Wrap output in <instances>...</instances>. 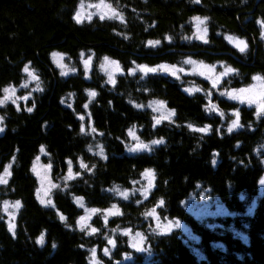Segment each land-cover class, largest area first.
<instances>
[{
    "label": "trees",
    "instance_id": "16d2710c",
    "mask_svg": "<svg viewBox=\"0 0 264 264\" xmlns=\"http://www.w3.org/2000/svg\"><path fill=\"white\" fill-rule=\"evenodd\" d=\"M81 1L0 0V96L5 87L26 80L25 66L36 72L42 86L33 93L31 112L10 104L0 107V171L14 157L9 181L0 187V203L21 204L13 235L0 207V264H91L94 248L99 264H264V189L259 188L264 114L237 109L214 94L209 97L207 84L198 78L127 74L130 61L176 64L193 56L233 68L225 83L232 88L248 84L253 75L264 78V39L257 24L264 20V0H106L123 22L92 19L79 24L73 17ZM194 17H207L205 45L186 39L198 21ZM225 36L245 40L247 50L237 53ZM82 51H90L94 60H117L123 75L114 86L107 85L97 67L85 75L77 61ZM53 52L65 55L75 74L61 77L51 60ZM191 85L203 92L188 94L185 88ZM153 99L174 112L170 123L152 126L144 107ZM213 106L226 117L212 112ZM235 110L239 126L229 132V113ZM87 124L95 129L92 134L81 130ZM132 127L146 145L140 152H127ZM96 144L101 153L94 151ZM42 148L54 176H64L70 167L75 175L54 191L52 207H42L35 196L31 167ZM146 170L154 174L146 200L117 195ZM200 195L216 199L225 213L197 220L186 204ZM79 201L99 210L115 205L119 215L106 225L94 218L96 232L89 234L77 226ZM152 210L182 222L191 236L182 231L148 233V252L132 251L119 231L147 232ZM41 236L43 243L37 244ZM111 237L115 247L104 256L101 251Z\"/></svg>",
    "mask_w": 264,
    "mask_h": 264
},
{
    "label": "rangeland",
    "instance_id": "374dc122",
    "mask_svg": "<svg viewBox=\"0 0 264 264\" xmlns=\"http://www.w3.org/2000/svg\"><path fill=\"white\" fill-rule=\"evenodd\" d=\"M106 5L109 7H106ZM113 10H115V12L118 13L120 16V12H118L117 8L112 6L110 2L106 0H85V1H81L78 4L74 16L77 14V12H79L81 16L80 23L82 24L89 23L92 21V19H96L99 21H121V19L115 17L109 18L112 17ZM101 15H103L105 18L101 19L100 18ZM89 16L91 17V19H89ZM197 37H203V39H198ZM226 37H234L236 39L230 42L228 39H226ZM207 38L208 35H207V27L205 25V21L203 23L197 21L192 27L191 33L186 37V39H188L189 42H196L203 45L206 44L204 42L205 40L208 41ZM224 39L230 45V47L233 48L237 53H242L235 45L237 40H243V39L237 38L235 36H225ZM247 48L245 49V51L247 50ZM53 53L51 54V60L53 62L55 69L57 70L58 74L61 77H68L72 74H75L76 68L74 64L71 61H67V57L65 55L61 53H56L58 55L53 56ZM93 60H94V55H92L90 51L88 52L82 51L77 61H79V66L83 70L85 75L89 74L92 67L93 68L97 67L99 73H101L105 77V81L109 86H114L117 77L123 75L124 73L119 62L111 57L101 56L97 60H94V63ZM85 61H89L87 67L85 66ZM113 61H115L116 63H112ZM140 65L147 66L148 68H153L155 69V71L145 73L140 70L139 68ZM228 68L231 67L221 60L215 61L213 63H208L193 56L192 57L185 56L182 59H179V62L176 64H170L168 62H158L149 65L145 63L130 61V67L127 71V74L131 76L157 75V76H162L166 79L177 80V81L183 80L184 78L186 79L198 78L207 84L208 87L207 91L209 97L211 96V94H214L218 98H222V99L224 98L227 99L228 101H231L237 106V109L246 107L253 109L254 112L258 114L257 109L259 105L264 103V100L260 99V92L264 91V81L253 80V76H256L253 75L248 84H244V86H240L238 88H232L230 87V85H225V83H228V80L235 73V71L226 72V69ZM178 69H182V71H178ZM28 70L34 74L36 79H32L26 72L27 78L21 85H19L18 87L11 86V88L15 89V92L14 94L9 93L10 99L4 100L5 93L2 91V94L0 96V101H3V104L0 105V107L10 104L13 105L18 110L23 109L26 111L28 108L33 107V93L41 91L42 86L40 80H38L36 72L33 71L30 67H28ZM130 70H131V74H130ZM62 72L65 73V75H61ZM217 79H218V83H215L214 86V82L217 81ZM112 81L115 82L113 83ZM241 88L250 89V91L245 93H240L238 90ZM185 89L188 94L203 92L200 87L192 86V85L188 86ZM90 93L92 92H88L89 96L92 97ZM230 93L231 96L229 95ZM232 96H235L237 98L234 99L232 98ZM239 97H244L243 102ZM249 100H251L252 102L250 103ZM29 102H31L32 105L28 107ZM161 102L162 101L160 100L153 99L149 103H147V105H145L144 107L151 114V123L154 128L163 123H170L174 118V112L169 110L166 107V105L163 102L162 103ZM135 108L141 109L140 106H136ZM212 112L218 114L221 118L226 117V115L224 116L214 106L212 107ZM237 112L238 110L229 113L230 122L228 124V129L230 126L233 125L234 121H237L239 126V118H237V116L234 115V113ZM0 118H2V123H0V127H4V118L2 116H0ZM157 121H159V123H157ZM238 126L232 127V130L236 129ZM82 128H83V133L86 132L85 130H88V132L92 134L90 124H87L86 126L82 125ZM190 128L197 132H206V133L209 130L207 127L205 128L190 127ZM199 129H206V131H199ZM1 133L2 132H0V134ZM130 133H132V135H130ZM96 137L99 138L100 135H97ZM127 139L129 143L127 146V152L129 153L136 151L140 152L146 147L145 143H143V141L139 138L138 129L135 127H132L128 130ZM137 145H142L143 147L137 148L136 147ZM129 149H136V150L130 151ZM94 151L97 153H101L102 146L100 144H96L94 147ZM13 161H14V157L10 160L8 164H6L3 167V169L0 171V175L4 174L5 167L10 166L9 171L11 170ZM69 169H71V175L69 173ZM31 172L36 177L37 180V189L35 193L36 200L38 204L41 205L42 207H52L53 206L52 195L54 191H56L60 186L69 183L75 177L71 167L68 168V171L64 176L62 177L54 176L52 173L51 164L48 161V155L44 150L43 151L40 150L37 157L33 160ZM144 173L141 175V178L137 182L133 183L130 189H124L123 191L118 190L117 195L124 200H128L132 197L139 198L140 202L146 200L154 188V174L151 171H149L150 174L147 175H144ZM9 178L10 176L5 177L7 183L9 181ZM262 180H264V175L261 178V181ZM261 181L259 188L260 190H263L264 183H262ZM6 184H0V187L5 186ZM42 200L44 201V203H41ZM5 202H7L8 204L7 207H5ZM14 204L15 202L12 201H4L0 203V207H1V213L4 216L7 229L9 230L8 227L9 223H14L15 224L14 233H15V230L17 228V218L21 207L19 209H16L12 206ZM78 206L82 210V215L77 220V226L80 230H83L89 234H93L96 232V231L95 232L92 231V229H94L92 227V221L94 218L100 217L103 222V225H106L108 220H110L112 217L119 215V210L115 205H112L110 208L105 210H99L95 208H87L79 201ZM94 209L95 211H93ZM186 209L197 220L205 219V218L207 219L208 217H211L215 214L225 213V209H223V207L217 202L216 199L207 198L202 195H200L198 199L192 197L187 202ZM13 214L15 216L14 220L12 219ZM149 216H150L151 226L150 229H147V232L138 229H131V228H125L119 231L120 234L124 235L127 238L130 249L136 253L148 252V245H147L148 238L146 236L148 233L155 235H169L174 231H182L184 234L186 235L190 234L191 236L190 230L182 222L178 220L175 219L170 220L168 218H162L159 216V214H157L155 210L154 211L152 210ZM137 233H139L140 235L137 236L136 235ZM10 234L13 235V232H10ZM106 243H107V246H105L106 248L102 249L101 251V253L104 256H108L109 253L115 247V241L113 237L106 240ZM133 244H135L137 247H132ZM137 248H139L140 250L137 251ZM93 250H95V261L99 262L97 258L98 252L96 248H94L89 252L91 255V259H90L91 264H95L93 260ZM105 252H107V255H105Z\"/></svg>",
    "mask_w": 264,
    "mask_h": 264
},
{
    "label": "snow or ice",
    "instance_id": "6c2138e0",
    "mask_svg": "<svg viewBox=\"0 0 264 264\" xmlns=\"http://www.w3.org/2000/svg\"><path fill=\"white\" fill-rule=\"evenodd\" d=\"M194 2H195V3H199L200 0H194ZM106 7H109V6L106 5ZM113 17L118 18V19H121V22H123V21H122V17H120L119 14L115 12V10H113V12H112V17H109V18H113ZM73 18L76 20L77 23H80V22H81V16H80V13H79V12H77V14H76ZM100 18H101V19H104L105 17H104L103 15H101ZM89 19H91L90 16H89ZM193 19H194V20H198V21H200L201 23H203L204 20L207 19V17H205L203 20H202L200 17H194ZM257 24L260 25L261 30H262V31H261V39H264V20H257ZM197 38H198V39H203V37H197ZM226 39H228V40L231 42L232 40H234V39H236V38H234V37H226ZM204 42L207 43V40H205ZM148 43H149L150 45H153V44H159L160 42H159V41H149ZM235 46L238 47L239 51L243 53V52L245 51V49L247 48V43H246L244 40H237ZM56 55H58V54L53 53V56H56ZM105 59H107V58H105ZM189 62H191V61H189ZM88 63H89V61H85V66H86V67L88 66ZM112 63H116V62L113 61ZM193 63H194V62H193ZM161 67H163V66H161ZM173 67H174V66H173ZM139 68H140L141 71H143V72H145V73H147V72H154V71H155V69H153V68H148L147 66H144V65H140ZM24 71L27 72L28 75H29L32 79H36V77L34 76V74L28 70V67H27V66H25ZM178 71H182V69H178ZM232 71H234V70L231 69V68L226 69V72H232ZM130 74H131V70H130ZM173 74H174V73H173ZM61 75H65V73L62 72ZM110 79H111V77H110ZM253 80L264 81V78H262V77L259 76V75H256V76H253ZM112 82L114 83L115 81H112ZM215 83H218V79H217V81L214 82V86H215ZM2 91L5 93L4 100H8V99H10V95H9V93L14 94L15 89H13V88H11V86H9V87H5ZM238 91H239L240 93H245V92L250 91V89L241 88V89H239ZM90 95H91V96H95V93L92 92V93H90ZM229 95L231 96V93H230ZM232 98L235 99V98H237V97L232 96ZM239 98H240L241 101L243 102L244 97H239ZM260 99H261V100H264V91H261V92H260ZM249 102L251 103L252 101L249 100ZM161 103H162V102H161ZM2 104H3V101H0V105H2ZM85 107H87V105H86ZM27 111H28V112H31V111H32V108H31V107L28 108ZM257 111H258V114H264V103H262V104L259 105ZM234 115H236L237 118H239V113H238V112H237V113H234ZM0 123H2V118H0ZM157 123H159V121H157ZM236 126H238V122H237V121H234V122H233V125L230 126L229 129H228L229 132L232 131V127H236ZM81 130L83 131V128H82ZM3 131H4L3 127H0V132H3ZM92 131H95V129L93 128ZM199 131H206V129H199ZM130 135H132V133H130ZM161 142H162V141H153L152 143H153V144H156V143H161ZM136 147H137V148H140V147H143V146H142V145H137ZM129 150H130V151H135L136 149H129ZM41 151H43V148L41 149ZM37 159H39V158H37ZM82 166H84V165H82ZM9 167H10V166L5 167V169H4V174H3V175H0V184H6V183H7V180L5 179V177L11 175V173H10V171H9ZM69 173H70V175H71V169H69ZM147 174H150L148 170H146V172L144 173V175H147ZM261 182L264 183V180H262ZM125 196H126V194H125ZM41 203H44V201L42 200ZM49 203H50V201H49ZM7 206H8V204H7V202H5V207H7ZM12 206H13L14 208H16V209H19V208L21 207V204H20L19 201H16L15 204L12 205ZM93 211H95V209H94ZM12 219H13V220L15 219L14 214L12 215ZM61 219L63 220L64 218L61 217ZM8 227H9V231H10V232H13V234H15V233H14L15 224H14V223H9V226H8ZM92 231L95 232L96 229H92ZM136 235L139 236L140 234L137 233ZM36 243H37V244H42V243H43V236L39 237V238L37 239ZM53 247H55V245H53ZM132 247H137V246H136L135 244H133ZM139 250H140V249L137 248V251H139ZM105 255H107V252H105ZM93 260H94L95 264H99L98 261H95V250H93Z\"/></svg>",
    "mask_w": 264,
    "mask_h": 264
}]
</instances>
